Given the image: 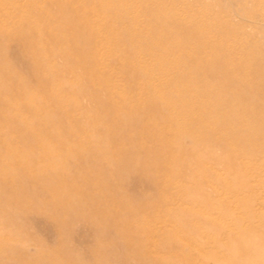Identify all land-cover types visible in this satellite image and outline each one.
Segmentation results:
<instances>
[{"label": "bare ground", "instance_id": "1", "mask_svg": "<svg viewBox=\"0 0 264 264\" xmlns=\"http://www.w3.org/2000/svg\"><path fill=\"white\" fill-rule=\"evenodd\" d=\"M248 1L227 14L264 19ZM219 16L178 0L0 3V46H21L34 78L0 49V264H52L18 224L31 213L57 224V264H264V38ZM134 176L153 190L135 207L118 195ZM86 218L93 263L69 243ZM110 233L133 254L108 250Z\"/></svg>", "mask_w": 264, "mask_h": 264}, {"label": "rangeland", "instance_id": "2", "mask_svg": "<svg viewBox=\"0 0 264 264\" xmlns=\"http://www.w3.org/2000/svg\"><path fill=\"white\" fill-rule=\"evenodd\" d=\"M2 1L3 0H0V3ZM178 1H179L180 5L192 6L193 9L196 10L197 12L202 11L204 6L210 7L211 10H213L214 12H219V14L221 15V16H219V20L221 23L225 24V22L228 20L232 21L234 24H240L239 22H241L242 25L244 26L243 28L246 30L247 33L255 34L257 36L264 38V19H262V20H254V19L241 20V18L239 16H237V14H234V13H230L231 15L227 14L226 6L227 7L232 6L231 0H202V1H200V0H178ZM246 3L248 5V9L250 12H259V10H262L264 7V0H252V1H248ZM51 15H52V12L47 11L45 13V15H41V16L42 17H50ZM33 16L38 18V19L40 18V15H37V14H34ZM52 31H53V33H57V31L55 29H52ZM243 37L244 36H242L241 38L243 39ZM238 38H240V37H238ZM0 49H5V52L7 54L9 62L14 66V68L21 75V77H23V79L26 82L31 81V83H34V78L32 77V74L30 76V72L28 69L29 66H28L27 62L25 61L26 53H25L24 49L15 42L9 43L6 47L0 46ZM189 50L191 52H193L194 48H191ZM0 109H1V107H0ZM38 123L39 122H32L31 121L30 127H32V126L36 127L38 125ZM41 123L43 124L44 122L41 121ZM35 127H33V128H35ZM137 131H142V126H138ZM186 144H188V142ZM169 147L173 149L176 147V145H175V143H172L171 145H169ZM99 159L103 161L106 159V157H100ZM65 164H67V163H65ZM246 165L252 167V166L258 165V163L255 159H249V160H247ZM106 173L109 174V176H111L113 174L109 170L106 171ZM74 175L76 178H78V176H80V178H81L82 176H84V173L81 170H76V173H74ZM13 178L14 177H11V179H13ZM257 179L264 180V170L261 172V174L258 175ZM122 188L123 189H122L121 194L118 193V195L120 197H123L124 195H126L129 197V199L132 202L136 201L133 203V204H135L134 207L139 206L138 203H140L142 201L143 196L141 194H143V192H145V191L153 192V190L149 189V187H147L141 179H139L135 176L131 178L129 185H126ZM65 190L69 191L67 188ZM87 190H85L86 193L98 196L100 200H105V198L102 197V195H101L102 193L99 190H97L96 188H88ZM113 194L114 195L116 194L115 189L113 190ZM253 194L257 195L258 198L263 197L264 196V187L263 188L257 187V189L255 190V192H253ZM139 196L142 198H140ZM135 197L138 199H136ZM143 202L148 203L149 201L145 200ZM33 205H35V204H32L31 208L35 207ZM120 206H121L120 204H118V205L115 204L113 206V209L117 210L119 212L125 211V208L123 206H121V207ZM261 208H263V210H261V215L264 216V206H262ZM31 215H33V216H31ZM152 215L160 216V215H162V212H160V211L152 212L150 216H152ZM39 216L42 217L43 215L41 216L40 214L31 213L29 215L23 216L19 220L18 224L21 226H23V225L27 226L28 225L31 228L30 229L28 227L32 236L34 235L33 237H35L37 239L38 242L35 241L36 243L43 242L45 244V242H46V244L49 245V246H47L45 244L46 245V247H45L46 248V254L45 255L43 254V255H44V257L48 256L49 259H52V261H51L52 264H57L54 261L56 259L61 260L60 258L62 257V253H63L62 249L59 251V247L61 245L59 243L61 241L59 238V234L56 232L57 231L56 227H58V226H56L57 224H55V223L53 225V222L48 221L47 219L45 220L44 216L42 218H40ZM43 219H44V221H43ZM82 220L83 221H81V219L76 220L75 222L78 224L73 222L71 224L72 227L70 225L69 228H71L70 231H72V233L70 234L71 238H69V240H71V242L69 240L68 241H69V243H71V245L72 244L74 245L76 250H78V251L82 250L81 252H78V254H81V256L84 257V258L82 257L83 260L86 259V261L87 260L90 261V262L89 261H87V262L93 263L95 260V259H93L94 258L93 254H95L94 250H95V248H97L98 243L94 237V233H93L94 228L91 227L93 225L92 224L90 225L88 223L90 221L87 218L82 219ZM84 220H86V222ZM45 221H46V223H45ZM79 221H81V222H79ZM171 223H173V222H171ZM42 224H43V226H42ZM52 226L54 228H52ZM91 228H92V230H91ZM45 229L47 230V232ZM109 235H108L109 237L107 236L106 239L102 242L105 247L109 248L108 250L111 249L112 253L120 254V255L133 254V252H130L132 250V247L130 246L131 244L129 242H118L115 239H113V236L111 235V233ZM55 240H59V241L56 242ZM36 243L32 242L31 246L28 248L29 250H27V252H30L31 255L34 254V252H37L38 249H40L39 246L36 245ZM73 245H72V247H73ZM158 245H161V242H158ZM50 246H52V247H50ZM56 247H57V250H54V249H56ZM164 249H165L166 253L162 252L160 254H169V252L171 251V248L169 246H165ZM15 255H17V254H15ZM10 257H12V258L8 257L5 264H38L37 262L33 263L32 259L30 261L29 258H27L25 256V254H18V256L12 255ZM90 257H92V258L89 259ZM112 261L110 262L111 264H125L123 261L122 262L121 261L116 262L115 260H112ZM59 262H61V261H59ZM64 263H67V262H64Z\"/></svg>", "mask_w": 264, "mask_h": 264}]
</instances>
